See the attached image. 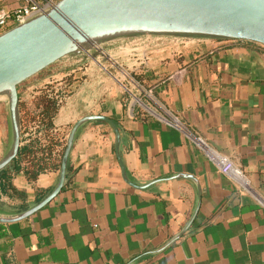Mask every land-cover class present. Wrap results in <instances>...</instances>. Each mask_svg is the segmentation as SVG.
I'll list each match as a JSON object with an SVG mask.
<instances>
[{
	"label": "crops",
	"instance_id": "crops-1",
	"mask_svg": "<svg viewBox=\"0 0 264 264\" xmlns=\"http://www.w3.org/2000/svg\"><path fill=\"white\" fill-rule=\"evenodd\" d=\"M201 41L132 64L130 90L115 73L98 64L82 70L75 59L19 87L20 104L34 107L41 91L66 86L56 131L68 137L79 120L107 117L120 132V161L108 122L82 124L61 193L26 220L0 223V264H264V47ZM8 144L0 128V162ZM220 158L246 186L220 172ZM2 173L0 220L36 208L60 176L6 181Z\"/></svg>",
	"mask_w": 264,
	"mask_h": 264
},
{
	"label": "water",
	"instance_id": "water-1",
	"mask_svg": "<svg viewBox=\"0 0 264 264\" xmlns=\"http://www.w3.org/2000/svg\"><path fill=\"white\" fill-rule=\"evenodd\" d=\"M181 35L201 39L248 42L264 47V0H61L50 13L0 36V96L8 99L13 132L11 152L0 162V173L18 158L25 129L20 114L19 87L69 59L81 57L98 40L130 35ZM108 122L104 116L76 122L65 144L57 188L27 213L2 224L20 222L51 203L63 190L76 133L86 122Z\"/></svg>",
	"mask_w": 264,
	"mask_h": 264
},
{
	"label": "rangeland",
	"instance_id": "rangeland-1",
	"mask_svg": "<svg viewBox=\"0 0 264 264\" xmlns=\"http://www.w3.org/2000/svg\"><path fill=\"white\" fill-rule=\"evenodd\" d=\"M137 36L136 38H134ZM138 39L139 42L134 43ZM201 38L189 37V36H181V35H130L123 36L117 38H111L106 40H98L93 47L86 46L85 51L82 52L81 57L78 60H74L81 65L82 70H84L87 65H100V67H104L107 71V74L115 73L118 76V80H120L127 89L130 90V70H133L135 66L132 64H140L146 63L147 59L155 57V58H167L177 54L181 50H186L188 48H192L195 44L201 43ZM179 48L177 51L174 48ZM141 48V54L131 56ZM137 49V50H135ZM149 50L153 52H158L155 55H145ZM138 52V51H137ZM133 53V54H131ZM120 55H125L126 60L121 61L122 63L116 62ZM69 59V60H73ZM71 61L67 64H73ZM68 62V61H66ZM61 64L62 67L65 66L64 63ZM75 62V63H76ZM116 62V63H115ZM122 67H121V66ZM66 68V67H63ZM113 72V73H112ZM29 108H33L32 106ZM0 128H3L4 135L9 136V144L7 151L2 154L1 159L7 157V155L11 152L13 147V132L10 121V113L8 107V99L5 96H0Z\"/></svg>",
	"mask_w": 264,
	"mask_h": 264
},
{
	"label": "trees",
	"instance_id": "trees-1",
	"mask_svg": "<svg viewBox=\"0 0 264 264\" xmlns=\"http://www.w3.org/2000/svg\"><path fill=\"white\" fill-rule=\"evenodd\" d=\"M136 38V37H135ZM139 42L138 39L134 43ZM60 91L63 97L69 93ZM58 94V95H59ZM33 108L26 103L20 104V114L25 127L24 145L12 169L3 171V179L12 178L9 174L23 173L31 182L37 181L42 175L51 171H60L65 151V136L55 129L53 120L63 106L59 104L54 91H41L33 100Z\"/></svg>",
	"mask_w": 264,
	"mask_h": 264
},
{
	"label": "built area",
	"instance_id": "built-area-1",
	"mask_svg": "<svg viewBox=\"0 0 264 264\" xmlns=\"http://www.w3.org/2000/svg\"><path fill=\"white\" fill-rule=\"evenodd\" d=\"M22 5L17 8L0 7V36L4 33L30 21L50 13L56 8L61 0H21ZM228 42L226 40H222ZM232 42V41H230ZM59 104L64 105L67 97L59 94L60 91L69 93L68 88L63 86L59 89L53 90ZM66 91V92H65ZM50 92V91H49ZM59 94V95H58ZM175 128L179 127L178 123L173 125ZM29 134L26 135L28 137ZM67 137L65 138L66 141ZM220 172L225 176H230L237 181L247 185V179L243 172L235 166V164L227 158H220Z\"/></svg>",
	"mask_w": 264,
	"mask_h": 264
},
{
	"label": "bare ground",
	"instance_id": "bare-ground-1",
	"mask_svg": "<svg viewBox=\"0 0 264 264\" xmlns=\"http://www.w3.org/2000/svg\"><path fill=\"white\" fill-rule=\"evenodd\" d=\"M135 37H137V36H135ZM135 37H134V38H135Z\"/></svg>",
	"mask_w": 264,
	"mask_h": 264
}]
</instances>
